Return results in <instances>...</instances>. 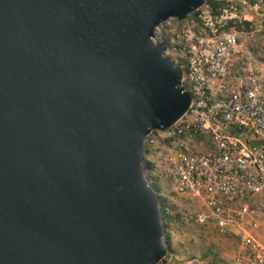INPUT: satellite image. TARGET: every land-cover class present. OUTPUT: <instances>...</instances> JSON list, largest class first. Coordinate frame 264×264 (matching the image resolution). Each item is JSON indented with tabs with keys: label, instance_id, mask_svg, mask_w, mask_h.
<instances>
[{
	"label": "water",
	"instance_id": "water-1",
	"mask_svg": "<svg viewBox=\"0 0 264 264\" xmlns=\"http://www.w3.org/2000/svg\"><path fill=\"white\" fill-rule=\"evenodd\" d=\"M206 0H0V264H159L144 139L188 110L155 40Z\"/></svg>",
	"mask_w": 264,
	"mask_h": 264
},
{
	"label": "built area",
	"instance_id": "built-area-1",
	"mask_svg": "<svg viewBox=\"0 0 264 264\" xmlns=\"http://www.w3.org/2000/svg\"><path fill=\"white\" fill-rule=\"evenodd\" d=\"M193 18L162 33L192 101L170 127L146 135L145 177L155 191L201 200L197 223L241 237L233 264H264V0H206ZM245 36L258 37L250 49Z\"/></svg>",
	"mask_w": 264,
	"mask_h": 264
},
{
	"label": "rangeland",
	"instance_id": "rangeland-1",
	"mask_svg": "<svg viewBox=\"0 0 264 264\" xmlns=\"http://www.w3.org/2000/svg\"><path fill=\"white\" fill-rule=\"evenodd\" d=\"M193 16L191 13L185 20L188 22ZM179 21L177 18L164 21L160 30L156 31V40H169V34H162L166 25L170 22L176 26ZM257 38L245 36L243 42L246 44L242 45L243 48L250 49ZM156 192L163 224V242L173 260L179 262L190 257H200L210 264H233L240 251L241 237L232 233L223 234L211 221L206 224L197 223L195 215L205 208L201 200L173 191ZM260 240L264 242V228ZM159 264L164 263L161 261Z\"/></svg>",
	"mask_w": 264,
	"mask_h": 264
},
{
	"label": "trees",
	"instance_id": "trees-1",
	"mask_svg": "<svg viewBox=\"0 0 264 264\" xmlns=\"http://www.w3.org/2000/svg\"><path fill=\"white\" fill-rule=\"evenodd\" d=\"M211 2V4L213 5V6H215V3L213 2V1H210ZM196 14V11H194L193 13H192V15H195ZM161 39V41H163L165 44H166V46L168 47V44H169V40L167 39V38H160ZM146 153H147V150H146ZM144 170L145 171H147L148 169H149V161L147 160V158H146V156H145V158H144ZM225 234H228V233H225ZM167 256H169V254H168V252H167V254H166V257Z\"/></svg>",
	"mask_w": 264,
	"mask_h": 264
}]
</instances>
